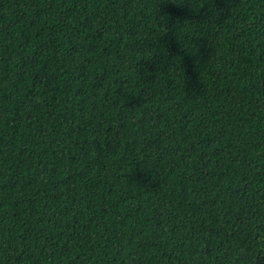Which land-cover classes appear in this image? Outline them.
Here are the masks:
<instances>
[{
  "label": "trees",
  "instance_id": "obj_1",
  "mask_svg": "<svg viewBox=\"0 0 264 264\" xmlns=\"http://www.w3.org/2000/svg\"><path fill=\"white\" fill-rule=\"evenodd\" d=\"M0 264H264V0H0Z\"/></svg>",
  "mask_w": 264,
  "mask_h": 264
}]
</instances>
